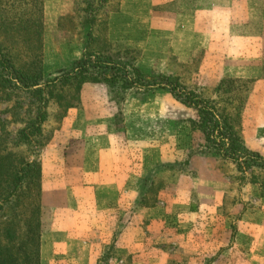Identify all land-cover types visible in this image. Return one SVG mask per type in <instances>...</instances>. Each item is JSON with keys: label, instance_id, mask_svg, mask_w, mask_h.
Instances as JSON below:
<instances>
[{"label": "rangeland", "instance_id": "rangeland-1", "mask_svg": "<svg viewBox=\"0 0 264 264\" xmlns=\"http://www.w3.org/2000/svg\"><path fill=\"white\" fill-rule=\"evenodd\" d=\"M89 1L96 12L93 34L99 36L92 47L97 49L101 39H107L113 52L130 51L122 57L129 68L176 80L228 117L243 149L264 158V0H185V7L175 1L166 9L177 14L168 16L147 15V8L139 6L137 15L113 17L111 29L109 19L120 8V0ZM85 7L82 0H0V47L14 66L34 64L42 75L41 95L9 89L0 81V156L10 153L15 160L36 161L43 169L58 156L72 128L80 136H114L116 149L140 147L148 140L152 160L161 145L183 153L181 159L211 147L192 128L190 120H198L197 112L166 91L145 96L129 91L121 101L103 83L86 82L78 93L71 85L58 89L44 85L82 58L89 30L83 18ZM193 10L199 14L193 15ZM194 17L200 24L193 36ZM131 18H137L140 29L127 25V30H121ZM34 19L40 23L37 28L29 22ZM41 106L44 120L36 128L33 123H39ZM22 129L30 145L21 142ZM200 157L207 158L219 178L225 179L218 230L230 234V258L234 264H245L248 256L243 255L248 252L263 253L264 259V171L247 167L244 159L239 164L223 160L213 149ZM166 176L169 182L163 186L169 187L175 179ZM50 215L48 206L41 209V233ZM190 242L186 246L169 243L167 251L178 264H211L215 249L209 241L201 244L200 251L193 239ZM225 257L218 261L223 263Z\"/></svg>", "mask_w": 264, "mask_h": 264}, {"label": "crops", "instance_id": "crops-1", "mask_svg": "<svg viewBox=\"0 0 264 264\" xmlns=\"http://www.w3.org/2000/svg\"><path fill=\"white\" fill-rule=\"evenodd\" d=\"M175 1L185 7V0H120L109 27L115 16L137 15L139 6L147 8V15H173L166 8ZM130 20L121 30L132 25L138 31L137 18ZM199 24L194 17L193 36ZM74 132L72 128L65 135L61 152H55L58 156L41 169V209L48 206L51 211L49 225L42 226L41 264H173L172 259L178 264L167 251L169 243L186 246L192 239L196 250L209 241L215 249L209 257L211 264H234L232 248L227 246L230 234L218 230L225 179L219 178L207 158L188 159L186 155L181 159L183 153L161 145L152 160L148 140L125 150L116 149L114 136L106 133L80 136ZM185 160L188 169L181 173L179 163ZM164 163L175 168H166ZM166 175L175 179L169 187ZM178 226L183 228L179 231ZM217 244L220 249L214 247ZM247 253L245 264H264L263 253ZM251 255L256 262H251ZM222 257L223 263L218 261Z\"/></svg>", "mask_w": 264, "mask_h": 264}, {"label": "trees", "instance_id": "trees-1", "mask_svg": "<svg viewBox=\"0 0 264 264\" xmlns=\"http://www.w3.org/2000/svg\"><path fill=\"white\" fill-rule=\"evenodd\" d=\"M82 1L86 5L82 10L83 18L89 25L82 58L70 70L46 81L44 85L54 86L55 89L71 85L78 93L86 82L103 83L121 101L125 100L129 91L143 96L158 90L166 91L176 101L197 112L198 120H190L192 128L198 129L211 146L201 148L197 153L189 152L188 157L205 156L208 150L213 149L215 155L223 160L239 164L244 159L247 167L264 171V158L241 147L240 139L232 129L228 117L219 113L214 105L186 91L176 80L146 74L135 66L129 68L122 57H126L125 53L130 51L113 52L112 44L107 39H101L102 45L97 49L92 47L99 40V36L93 34L96 12L92 10L89 0ZM29 22L36 28L40 25L35 19ZM2 49L4 48L0 47L2 85L12 90L41 95L40 70L34 64L27 65V68L14 66ZM68 105L73 107L71 103ZM43 109L41 106L38 111L39 123H33L36 128L44 120ZM19 136L21 142L30 145L25 129L20 130ZM188 164L187 160L179 163V171L185 173ZM173 166L175 165L165 164L169 169L175 168ZM41 177V166L38 162L15 160L10 153L0 156V264H41Z\"/></svg>", "mask_w": 264, "mask_h": 264}]
</instances>
